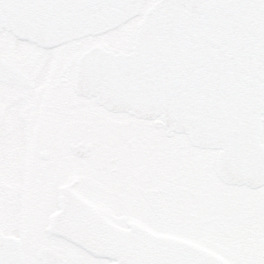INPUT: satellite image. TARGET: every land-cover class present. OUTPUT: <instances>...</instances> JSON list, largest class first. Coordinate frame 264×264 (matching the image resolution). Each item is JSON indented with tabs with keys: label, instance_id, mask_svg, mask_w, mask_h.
Here are the masks:
<instances>
[{
	"label": "snow or ice",
	"instance_id": "1",
	"mask_svg": "<svg viewBox=\"0 0 264 264\" xmlns=\"http://www.w3.org/2000/svg\"><path fill=\"white\" fill-rule=\"evenodd\" d=\"M53 92L86 100L97 130L31 172L0 135V226L14 195L37 240L0 238V264H221L212 193L264 197V0H0V100ZM120 115L159 121L162 146L110 140ZM228 253L264 264V226Z\"/></svg>",
	"mask_w": 264,
	"mask_h": 264
},
{
	"label": "flooded vegetation",
	"instance_id": "2",
	"mask_svg": "<svg viewBox=\"0 0 264 264\" xmlns=\"http://www.w3.org/2000/svg\"><path fill=\"white\" fill-rule=\"evenodd\" d=\"M91 116L86 100L55 92L44 104L36 101L25 104L16 95L0 100V135L7 138L10 167H22L31 172L46 166L44 158L58 151L63 143L80 140L97 130ZM159 124V121L120 115L110 121L103 131L113 142L127 140L145 149L162 146ZM10 187L13 194L19 188L15 183ZM212 198L225 213L228 230L226 235L221 236L224 242L222 251L214 254L231 264L228 248L242 247L252 237L256 227L264 226V197L250 188H233L212 193ZM32 227L26 214L23 217L17 215L13 195L4 223L0 226V234L25 243L32 250L37 247ZM139 228L180 240L173 234L155 231L148 223H140Z\"/></svg>",
	"mask_w": 264,
	"mask_h": 264
},
{
	"label": "water",
	"instance_id": "3",
	"mask_svg": "<svg viewBox=\"0 0 264 264\" xmlns=\"http://www.w3.org/2000/svg\"><path fill=\"white\" fill-rule=\"evenodd\" d=\"M138 118V117H137ZM142 119V118H141ZM148 120V119H146ZM141 231L150 234L154 239L156 240H169V241H179L178 239L175 238H171V237H166V236H159V235H155L153 233H150L146 230H144L143 228H140ZM0 238H2L5 242L9 243V244H18L20 242L13 240V239H9V238H5L2 234H0ZM220 261L221 264H228L227 262H225L224 260H222L221 258L217 257Z\"/></svg>",
	"mask_w": 264,
	"mask_h": 264
}]
</instances>
